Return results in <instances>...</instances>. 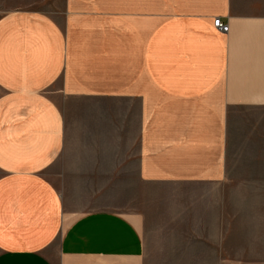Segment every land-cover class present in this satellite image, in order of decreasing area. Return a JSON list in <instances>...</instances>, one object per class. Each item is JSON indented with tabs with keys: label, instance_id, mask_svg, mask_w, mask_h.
<instances>
[{
	"label": "crops",
	"instance_id": "1",
	"mask_svg": "<svg viewBox=\"0 0 264 264\" xmlns=\"http://www.w3.org/2000/svg\"><path fill=\"white\" fill-rule=\"evenodd\" d=\"M243 162L264 0H0V264H264Z\"/></svg>",
	"mask_w": 264,
	"mask_h": 264
},
{
	"label": "rangeland",
	"instance_id": "2",
	"mask_svg": "<svg viewBox=\"0 0 264 264\" xmlns=\"http://www.w3.org/2000/svg\"><path fill=\"white\" fill-rule=\"evenodd\" d=\"M246 159L247 158H244L242 160H246ZM236 161H238L237 155H235V162ZM232 167H233V164H232ZM232 176L235 177V179L237 178H240V179L257 178V179H260L262 182H264V170L263 169H260V170L259 169H249L247 162H243V164L235 163V168L232 169ZM254 189L257 195H264V185H256ZM80 204H82V202ZM81 207H84V206H81ZM260 208H263V206H261Z\"/></svg>",
	"mask_w": 264,
	"mask_h": 264
},
{
	"label": "built area",
	"instance_id": "3",
	"mask_svg": "<svg viewBox=\"0 0 264 264\" xmlns=\"http://www.w3.org/2000/svg\"><path fill=\"white\" fill-rule=\"evenodd\" d=\"M215 26L221 29L222 31H225V32L229 31V24L224 23L221 18L215 19Z\"/></svg>",
	"mask_w": 264,
	"mask_h": 264
}]
</instances>
